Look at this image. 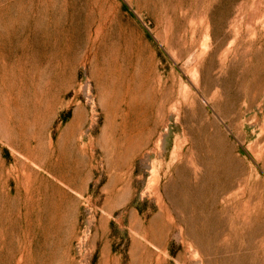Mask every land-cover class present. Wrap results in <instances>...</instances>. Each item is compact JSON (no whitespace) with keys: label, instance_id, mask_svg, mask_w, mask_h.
I'll list each match as a JSON object with an SVG mask.
<instances>
[{"label":"rangeland","instance_id":"rangeland-1","mask_svg":"<svg viewBox=\"0 0 264 264\" xmlns=\"http://www.w3.org/2000/svg\"><path fill=\"white\" fill-rule=\"evenodd\" d=\"M0 264H264V0H0Z\"/></svg>","mask_w":264,"mask_h":264}]
</instances>
